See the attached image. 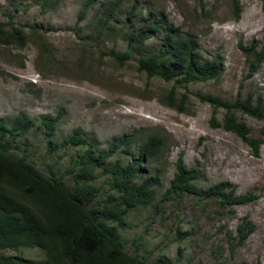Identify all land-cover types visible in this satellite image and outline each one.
Segmentation results:
<instances>
[{
    "label": "rangeland",
    "instance_id": "obj_1",
    "mask_svg": "<svg viewBox=\"0 0 264 264\" xmlns=\"http://www.w3.org/2000/svg\"><path fill=\"white\" fill-rule=\"evenodd\" d=\"M43 0H0V23L12 17L15 24L37 25L27 43H0V118L13 125L16 116L36 121L37 127L13 142L12 152L26 157L43 173L50 165L62 174L78 161L83 150L72 145L54 148L80 129L99 151L116 138L154 131L166 137L160 161L149 164L143 175L159 174L153 187L155 200L131 210L127 227L120 229L125 250L146 264L159 257L178 259V264H264V142L259 154L236 134L216 127L213 107L199 94H213L234 102L253 94L264 98V63L250 75L252 57L240 47L264 43V0H239L242 13L235 19L232 0H95L78 22L85 0H58L55 8L43 7ZM121 1L108 37L96 33V19L102 6ZM201 2L205 5L202 9ZM134 11L132 21L129 14ZM164 17L175 28L194 33L203 60L218 58L223 73L216 80L183 84L141 72V55L158 52L165 33L151 37L141 50L132 49L124 65L108 53L124 52L128 41L119 35L126 25L134 32L148 28ZM45 48V49H43ZM178 104L170 106L172 97ZM184 94H187L185 97ZM183 108V109H181ZM226 110L218 109L222 123ZM250 129V137L264 139V119L233 112ZM60 115L54 134H47L44 117ZM138 142L119 151L116 158L128 163ZM182 158L198 171L197 189L206 193L220 183L236 187L235 196L252 195L246 204L224 207L220 197L185 194L164 199ZM102 167L94 183L100 188L99 201L110 191V174ZM65 180L75 187L72 174ZM142 181V180H141ZM229 189L226 190V194ZM254 228L241 242L239 227ZM6 255L24 259L23 264H47L45 252L36 247L7 249Z\"/></svg>",
    "mask_w": 264,
    "mask_h": 264
},
{
    "label": "trees",
    "instance_id": "obj_2",
    "mask_svg": "<svg viewBox=\"0 0 264 264\" xmlns=\"http://www.w3.org/2000/svg\"><path fill=\"white\" fill-rule=\"evenodd\" d=\"M203 1V0H202ZM95 0H85L79 15L82 20ZM58 0H43V7L55 8ZM235 19H240L242 9L239 0H232ZM121 1L102 6L97 19L96 33L108 37L115 29L112 20ZM202 9L204 4H200ZM134 11L128 20L132 21ZM31 35L40 31L37 25L15 24L11 17L7 23H0V43L24 46ZM119 35L128 41V49L118 52L114 48L108 53L119 64L124 65L132 56V49L141 50L146 42L158 33H165V39L158 52L141 55L138 69L149 78L160 77L167 82L176 80L183 84L206 82L218 79L223 73V65L218 58L203 60L197 36L175 28L164 17L151 23L148 28L137 32L121 27ZM240 47L247 57H252L250 75L257 72L264 63V43L259 47ZM45 49V48H43ZM186 97L187 94H184ZM201 101L213 107V121L216 127L241 137L255 155L264 139L250 137V129L239 121L233 112H241L253 118L264 119V98L253 94L238 97L234 102L223 100L213 94H199ZM170 106L178 104L172 97L167 100ZM226 110L222 123L216 122L218 109ZM183 109V108H181ZM60 115L44 117L47 134L52 135ZM37 127L34 120L18 115L13 125L0 118V264H23L24 259L6 255L7 249L20 247L40 248L47 257V264H146L145 260L129 254L125 250L120 229L127 227V216L132 209L148 206L155 200L153 187L159 182V174L145 178L143 170L149 164L160 161L166 147L164 134L154 131L138 140V135L125 134L114 139L104 151H99L92 139L77 129L61 142H51L53 147L72 145L83 150L73 165L60 174L50 165V175L43 173L26 157L15 155L13 142ZM264 137V129L261 131ZM138 142L133 158L125 163L122 159L111 160L121 150H126ZM110 191L104 201H99L100 188L94 183L97 171L108 167ZM177 171L167 189L164 199L173 195L185 194L199 197H220L224 207L246 204L255 199L252 195L235 196L236 187L228 182L212 186L206 193L197 189L195 182L200 175L194 168H188L182 158L176 163ZM72 174L75 187L65 180ZM142 180V181H141ZM229 193L226 194V190ZM254 228L248 223L239 227L241 242L246 240ZM157 264H178L159 257Z\"/></svg>",
    "mask_w": 264,
    "mask_h": 264
}]
</instances>
